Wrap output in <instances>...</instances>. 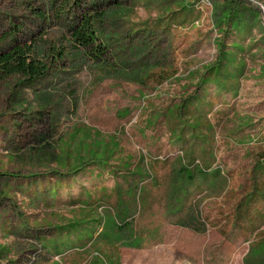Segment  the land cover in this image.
Here are the masks:
<instances>
[{
	"label": "rangeland",
	"instance_id": "374dc122",
	"mask_svg": "<svg viewBox=\"0 0 264 264\" xmlns=\"http://www.w3.org/2000/svg\"><path fill=\"white\" fill-rule=\"evenodd\" d=\"M52 1L0 0L50 66L0 78V264H264V0H86L98 57Z\"/></svg>",
	"mask_w": 264,
	"mask_h": 264
},
{
	"label": "trees",
	"instance_id": "16d2710c",
	"mask_svg": "<svg viewBox=\"0 0 264 264\" xmlns=\"http://www.w3.org/2000/svg\"><path fill=\"white\" fill-rule=\"evenodd\" d=\"M54 1L50 2V6H47L50 12L54 8ZM54 9V14L57 18L61 19V17L65 16L64 21H66L65 26L68 31L66 38L76 49L85 50L86 52L88 50L87 54H93L97 57L104 52L106 44L102 40L101 42L99 41L97 25L105 17L106 11L95 10L96 6L89 5L86 0H63L60 7ZM31 10L34 11L38 18L46 17L45 12H38L35 8H31ZM233 12L228 10L225 17L228 20H233L234 25L238 20L233 18ZM5 34L0 38V78L21 75L27 81L26 84L30 85L49 73L50 66L44 60L32 54L35 50V44H23L16 36V33L7 32ZM52 55L55 57V64H58L64 57V52L55 50ZM218 69L216 71L222 73ZM179 137L178 135L175 139L183 140L184 138V136ZM204 171L200 170L201 174ZM187 174L190 176L189 173ZM94 221L96 222V220ZM81 224L83 223L74 222V227L72 228L81 232Z\"/></svg>",
	"mask_w": 264,
	"mask_h": 264
}]
</instances>
